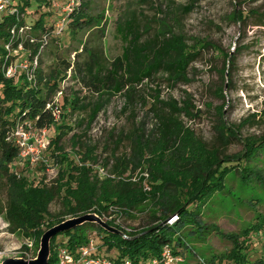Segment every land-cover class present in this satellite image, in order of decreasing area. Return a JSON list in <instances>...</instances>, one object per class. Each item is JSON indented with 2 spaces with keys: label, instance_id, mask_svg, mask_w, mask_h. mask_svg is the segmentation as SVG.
I'll return each instance as SVG.
<instances>
[{
  "label": "rangeland",
  "instance_id": "374dc122",
  "mask_svg": "<svg viewBox=\"0 0 264 264\" xmlns=\"http://www.w3.org/2000/svg\"><path fill=\"white\" fill-rule=\"evenodd\" d=\"M69 1L72 0H52L50 7L34 6L29 16L36 18L40 13L48 12L46 19L55 24ZM78 2H86L87 11L97 17L100 24L81 30L75 37L66 31L59 38H53L42 54L41 69L48 78L51 73L64 71L69 62L75 66L68 70L60 86L65 96H77L80 104L88 107L73 110L70 104L61 106L63 121L57 122L66 126L59 128L64 131L60 144L68 157L79 164H82L85 148L94 147L97 161L87 162L92 167L94 179L130 181L147 193L152 191L149 166L145 160L138 159L139 146L148 140L152 146L157 143L161 118L165 114L190 128L208 149L218 150L221 158L230 160L243 153L247 139L264 135V25L259 24L264 22V0ZM241 12H249L250 17L243 21ZM125 15H133L139 20L145 38L160 32L181 35L189 50L196 54L195 60L189 67L187 81L174 82L169 75L159 73L136 88H125L111 96L104 94L103 108L90 121L93 105L100 96L94 87L85 85L83 64L90 59L89 51L101 53L107 63L122 53L124 43L117 32V22ZM229 53L234 56L231 63ZM47 134L43 159L35 165L20 168L17 158L12 162L11 172H19L28 178L37 176L47 184L58 176L61 164L52 154L56 131L50 127ZM122 160L128 164V169L118 174L116 165ZM242 164L252 168L261 178L253 175L248 183H243L239 173L231 172L224 190L215 193L202 209L206 231L201 237L187 236L192 250L184 249L185 257L182 260L179 257L175 264H210L214 256L217 257L215 264H233L228 258L218 260V256L229 253L233 243L213 226L225 234L241 235L240 240L249 246L251 260L264 257V228L259 233H251L249 238L242 235L248 225L259 220L264 222V150ZM6 199L7 186L2 179L0 201L4 203ZM96 208L95 205L86 213H96L106 222H114L126 231L139 232L152 225L154 217L160 215V209L152 200L134 209L110 205L107 210L97 213L94 211ZM49 210L46 220L55 225L58 216L65 220L76 217L67 213L61 197L50 204ZM42 229L46 231L49 228L43 225ZM191 229L188 227L185 232ZM87 234L96 242L102 240V235L94 227L89 228ZM66 239L60 236L57 242ZM39 248L40 243L37 244L28 231L11 232L4 214H0V263L9 257L35 258ZM101 254L115 256L117 251H106L103 247Z\"/></svg>",
  "mask_w": 264,
  "mask_h": 264
},
{
  "label": "trees",
  "instance_id": "16d2710c",
  "mask_svg": "<svg viewBox=\"0 0 264 264\" xmlns=\"http://www.w3.org/2000/svg\"><path fill=\"white\" fill-rule=\"evenodd\" d=\"M13 1L16 11L0 17V180L4 179L7 186V199L4 203L0 201V214H4L9 223V230L28 231L39 244L44 233L42 226L47 225L50 228L55 225L46 220V216L50 214V204L57 197H61L67 213L72 216L89 212L95 205L98 208L94 211L100 213L107 210L110 205L134 209L147 200H152L160 209V215L154 217L152 225L139 232L126 231L111 221L107 223L122 230L125 236L110 232L95 222H85L73 229L59 232L51 239L49 264H58V246L65 245L76 251L81 246L89 245L91 240L95 246L92 254L107 259L112 264H125L126 261H130L131 264H149L154 259L161 260L165 250L175 256L185 257L184 249L192 250L187 236L201 237L206 231L202 209L215 193L224 190L229 174L236 171L243 183H248L253 175L261 178L257 172L242 162L251 161L264 150V135L247 139L243 153L235 160H230L221 158L218 150L208 149L195 137L190 128L165 114L161 118L157 143L152 146L148 140L140 142L139 146L138 159L145 160L149 166L152 191L147 193L130 181L94 179L92 167L87 165V162L97 161L94 147H86L82 152V164L71 160L60 144L64 131L59 128L65 127L66 124L58 123L63 118L57 122L47 107L59 91H62L63 106L70 104L73 110H84L88 107L87 104H80L81 100L77 96L72 98L65 96L60 86V82L67 77L68 70L74 69L75 66L69 62L64 71H56L46 78L41 69V58L53 38H59L66 31L75 37L81 30L91 29L100 23L97 17L87 11L88 4L80 2L77 7L64 14L68 16V23L59 33L56 24L61 21L63 15L55 24L46 19L48 12H42L36 18L29 16L34 6L50 7L52 0ZM252 13L256 14L253 11ZM249 17V12L240 14L243 21ZM259 24L264 25V22ZM23 26L30 27L28 37L12 38L11 30ZM117 32L124 43L120 55L107 63L101 53L89 51L90 59L83 64L85 85L94 87L100 96L93 105L90 121L103 108L104 94L111 96L121 93L125 88H136L159 73L169 75L174 82L187 81L189 67L195 60L196 54L189 50L181 35L160 32L145 38L139 20L133 15H125L118 20ZM44 35L48 36L46 43L42 41ZM31 38L35 41L32 42ZM21 43L31 57L38 55L39 65L36 77L32 81L22 74L16 78H9L2 70L3 64L9 63L7 55L10 53L6 46L11 44L15 49ZM228 56L231 63L234 56L232 53ZM25 118L34 120L38 127H52L56 131L52 140V154L61 167L58 176L50 184L37 176L28 178L11 172L12 162L17 158L19 148L8 140V135L16 121ZM74 144L77 142L74 141ZM127 169L128 164L122 160L118 161L115 171L120 174ZM190 205L194 208L190 209ZM172 215H176L177 218L169 221ZM56 220L58 224L65 219L58 216ZM92 227L102 235L100 242H96L94 237L91 238L87 234L88 229ZM188 227L192 229L185 232ZM263 228L264 222L259 220L245 227L242 235L249 238L251 233H259ZM213 229L231 239L233 243L229 253L218 256V260L228 258L233 264H264L263 256L255 260L250 259L249 246L240 240L241 235L225 234L217 226H213ZM60 236L67 239L57 242ZM103 247L106 251L116 250L117 255H102ZM216 258L214 256L210 264H215Z\"/></svg>",
  "mask_w": 264,
  "mask_h": 264
},
{
  "label": "built area",
  "instance_id": "2783aa9c",
  "mask_svg": "<svg viewBox=\"0 0 264 264\" xmlns=\"http://www.w3.org/2000/svg\"><path fill=\"white\" fill-rule=\"evenodd\" d=\"M67 2V1H66ZM13 0H0V17L5 14H12L16 11L14 8ZM80 2L78 0L69 1L65 12H68ZM55 6L56 4L53 3ZM61 21L56 24L57 32H62L66 24L68 23V16L64 15ZM29 26H23L19 29L13 28L11 30L12 38L15 37H28ZM48 36L44 35L42 41L46 43ZM34 42L35 39L31 38ZM7 51L10 53L7 55L9 63L3 64L2 70L4 74L9 78L19 77L21 74L27 77L30 81L36 77V70L39 65L38 55L31 57L30 54L26 53L22 43L18 48L13 49L11 44L6 46ZM13 56V58H10ZM61 95L62 91H59L54 99L47 104V107L52 111L54 118L58 121L61 119ZM48 129L47 127H38L34 120L30 118L19 119L12 127L8 140L19 148V159L17 165L23 168L25 165H35L43 159V154L48 142ZM16 158V159H17ZM18 176H21L19 172H16ZM177 218L176 215L171 216L169 221H174ZM95 249L93 240L90 241L89 245L81 246L76 251L70 250L65 245L58 246V264H112L111 261L94 256L92 250ZM182 258L180 255H173L170 251L165 250L162 254V259H154L149 264H175L178 258ZM125 264H131L130 261H126Z\"/></svg>",
  "mask_w": 264,
  "mask_h": 264
},
{
  "label": "water",
  "instance_id": "95a60500",
  "mask_svg": "<svg viewBox=\"0 0 264 264\" xmlns=\"http://www.w3.org/2000/svg\"><path fill=\"white\" fill-rule=\"evenodd\" d=\"M85 222H95L110 232L125 236V233L122 230L108 224L96 213H86L81 216L66 219L44 231L40 238V248L35 258L25 259L22 257H9L3 260L0 264H49L51 256V239L59 232L73 229Z\"/></svg>",
  "mask_w": 264,
  "mask_h": 264
}]
</instances>
